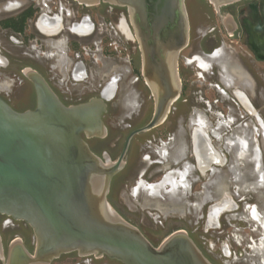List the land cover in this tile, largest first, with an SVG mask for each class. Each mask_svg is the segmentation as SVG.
I'll use <instances>...</instances> for the list:
<instances>
[{
  "label": "flooded vegetation",
  "instance_id": "af4514ba",
  "mask_svg": "<svg viewBox=\"0 0 264 264\" xmlns=\"http://www.w3.org/2000/svg\"><path fill=\"white\" fill-rule=\"evenodd\" d=\"M185 6L189 41L176 61L178 94L148 130L132 134L152 119L156 92L173 85L171 74L164 68L146 79L127 7L102 1L0 0V98L16 111L33 109L27 74L35 71L65 106L101 99L104 130L79 134L105 164L121 159L107 194L113 208L155 246L181 229L212 264H264V0ZM216 52L228 80L220 63L198 65ZM167 176L177 192L134 194L139 183ZM143 215L160 227L168 219L180 225L156 244ZM0 236L4 258L16 239L33 252L24 221L0 213ZM50 264L123 263L73 251Z\"/></svg>",
  "mask_w": 264,
  "mask_h": 264
},
{
  "label": "water",
  "instance_id": "95a60500",
  "mask_svg": "<svg viewBox=\"0 0 264 264\" xmlns=\"http://www.w3.org/2000/svg\"><path fill=\"white\" fill-rule=\"evenodd\" d=\"M77 1L127 7L146 79L166 68L173 84L157 90L152 119L132 134L159 124L178 94L176 61L189 41L185 0ZM208 1L219 6L238 0ZM27 75L36 94L33 109L16 111L0 98V213L31 227L34 249L29 252L16 239L4 258L0 236L3 264H50L73 251L123 264H212L185 230L173 231L155 246L109 203L110 181L121 159L105 164L79 134L104 130L102 100L65 106L40 74Z\"/></svg>",
  "mask_w": 264,
  "mask_h": 264
},
{
  "label": "bare ground",
  "instance_id": "6f19581e",
  "mask_svg": "<svg viewBox=\"0 0 264 264\" xmlns=\"http://www.w3.org/2000/svg\"><path fill=\"white\" fill-rule=\"evenodd\" d=\"M225 59V58H224ZM216 61V62H218V63H220L221 64V66L225 69V73H224V78H225V80H228V79H230V75L228 74V71L226 72V67H224V62H222L221 61V58H220V55H219V52H216L215 54H213V55H211V56H209L208 57V59L207 60H202V59H199L198 60V65L201 67V68H203V69H207L208 67H209V64H210V62L211 61ZM212 61V62H213ZM219 64V65H220ZM228 65V64H227ZM242 98V97H241ZM196 134V133H195ZM242 144L244 145V143L242 142ZM192 166V165H191ZM187 168V167H186ZM176 172V171H175ZM191 175V174H190ZM181 176V175H180ZM185 176V175H184ZM175 180V179H174ZM173 180V178H170V177H165L161 182H159V183H153V184H142V183H139L138 184V186H136L134 189H133V192H134V194L138 191V190H140V189H142L144 192H146L147 194H150V195H162V194H164L163 192H166L167 194L169 193V194H173L175 191H176V183H175V181ZM166 183H168V184H170V187H167V186H165L166 185ZM178 183V182H177ZM180 183V182H179ZM178 183V184H179ZM180 185V184H179ZM181 186V185H180ZM178 190H180V189H178ZM177 192V191H176ZM179 192V191H178ZM178 194V193H177ZM177 196V195H176ZM227 201V200H226ZM222 203V202H221ZM223 203H224V201H223ZM228 203H230V202H228ZM222 205V204H221ZM225 205V204H224ZM216 206V205H215ZM221 207V206H220ZM219 207V208H220ZM214 208V207H213ZM212 211V210H211ZM218 212H219V210H218ZM212 214V213H211ZM218 214V213H217ZM262 223H264V222H262ZM260 254V253H259ZM262 259V258H261Z\"/></svg>",
  "mask_w": 264,
  "mask_h": 264
},
{
  "label": "rangeland",
  "instance_id": "374dc122",
  "mask_svg": "<svg viewBox=\"0 0 264 264\" xmlns=\"http://www.w3.org/2000/svg\"><path fill=\"white\" fill-rule=\"evenodd\" d=\"M235 45V43L232 44V47ZM30 88H27L28 92L30 93ZM31 100L33 101V96L31 97ZM24 102H22L20 105H18L19 107L22 106H26V104H23ZM130 201V200H129ZM132 202V200H131ZM130 202V204H131ZM119 203V202H118ZM119 205L121 206V204L119 203ZM134 209V208H132ZM144 214V212H143ZM133 214H128V217L131 221L136 222V223H140L141 218L132 216ZM144 216V215H143ZM146 217V218H145ZM145 218V222H147L149 225L153 226L154 231L152 232L151 238L155 241V243L157 244L160 241V238H162L163 236H165L166 234H168L172 229L179 227L180 223L179 222H175L174 220H166V221H162L163 227H160L158 224H155L152 222V220L150 218H148L146 215L144 216ZM149 229V228H147ZM157 234V235H156ZM28 242H30V240L28 239Z\"/></svg>",
  "mask_w": 264,
  "mask_h": 264
}]
</instances>
